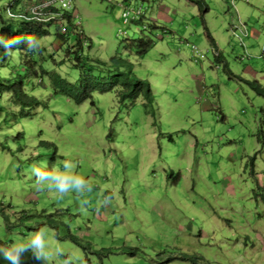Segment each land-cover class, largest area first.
<instances>
[{"label":"rangeland","instance_id":"rangeland-1","mask_svg":"<svg viewBox=\"0 0 264 264\" xmlns=\"http://www.w3.org/2000/svg\"><path fill=\"white\" fill-rule=\"evenodd\" d=\"M189 2L72 0L85 57L105 63L83 70L107 78L121 58L118 70L130 64L155 101L119 102L111 90L76 105L47 77L33 91L47 108L31 116L0 97V246L47 226L61 249L49 264H264V96L242 81L264 88V0ZM50 33L38 64L75 81L81 71L59 67ZM9 60L0 77L22 65ZM64 161L91 191L60 199L37 188L33 169L63 172ZM23 264L37 262L28 253Z\"/></svg>","mask_w":264,"mask_h":264},{"label":"trees","instance_id":"trees-1","mask_svg":"<svg viewBox=\"0 0 264 264\" xmlns=\"http://www.w3.org/2000/svg\"><path fill=\"white\" fill-rule=\"evenodd\" d=\"M29 2L30 0H27L24 4H20V0H12L7 4V7L3 9V12L0 13V39H2L4 42L12 43L13 38H19L20 43L12 45L13 47H16L17 50L11 53H15L16 57L18 58V63H22V65L17 67L14 71H8L7 76L0 77V97L6 93H9L10 102L21 107L20 113L23 114V116H31V112L36 108H47L46 99H43L42 95L33 94L35 88L41 87V85H36V83H40L42 80L44 81V77L50 79L53 90H58L60 96H64L70 100H73L76 105H80L84 101L88 100L93 104L90 106L94 107L95 104L92 100V94L95 91H100L102 93L111 90L116 92L119 102H122L126 99L137 100L139 97L145 100L147 104H152L155 101L150 91L149 83L146 80H140L130 75L132 73L130 64H125L124 71L118 70V61L122 60L121 58H111V62L114 64L115 70H117V72L114 73V69L108 70V72H112V74L107 78H96L95 76L90 75L87 71H84L83 68L87 63L89 65H92V63L105 65V63L98 61V59L88 60V58L85 57L83 50L88 44L87 42H89V40L86 41V39L83 38V31L73 25L72 13L69 11L57 12L56 10L50 9L51 12H55L57 15L59 14V17L57 16V20H51L46 23L24 19L22 16L27 15L25 9L26 4ZM192 2L196 5H205L203 0H192ZM9 12H11V15H9ZM9 19L21 20L22 23L19 26H13L9 24ZM50 32H52L53 36H55L54 40H61L62 44H65L64 48H62V44H56L57 50H62L64 53L62 59H60L59 67L61 64H65L67 62L71 64V68L74 67L75 69H79L81 71L79 72L75 81L64 79L56 70L51 69L46 71V68L42 66L43 62L45 61L43 58L41 59L42 64H38L39 56L44 54V50L41 47H39L40 49L38 52L33 53H27L23 50L26 47L36 46L41 38L50 35ZM71 32L77 36L74 45H72L69 40ZM207 36L211 42H213V39L209 33H207ZM29 40L32 41L31 45L28 43ZM54 40L51 45L54 44ZM138 45L144 52L148 47L151 46V42L148 41V43H144L142 45L138 43ZM3 47L4 45L0 43V66L5 65L8 67L11 53L9 55H4ZM219 58L220 56L217 54L216 60L219 61ZM90 61H92V63H90ZM20 68L22 72L21 74ZM225 68L226 72L231 74L227 65H225ZM242 81L252 88L258 95L264 96V88H262L258 82L249 80ZM29 84H31L33 89L32 93L29 88L26 87ZM117 86H119V89H117L118 91H116ZM53 96L54 98L60 97L59 95H56V93H54ZM153 114L154 109H152V116ZM109 136L110 131L107 134L108 138ZM41 144L52 146V156H54L56 153V146L53 143L42 141ZM69 238L74 242L77 240V238L72 235H70ZM86 244L88 246L89 243ZM194 259L201 258L195 257Z\"/></svg>","mask_w":264,"mask_h":264},{"label":"clouds","instance_id":"clouds-1","mask_svg":"<svg viewBox=\"0 0 264 264\" xmlns=\"http://www.w3.org/2000/svg\"><path fill=\"white\" fill-rule=\"evenodd\" d=\"M112 1L108 0V2ZM9 15H11V12H9ZM0 43L4 45L3 54L9 55L11 52L17 50L12 45L19 44L20 40L19 38H13L12 43H7L0 39ZM28 43L31 45L32 41L29 40ZM39 49V45L37 44L36 46L26 47L23 50L27 53H33L38 52ZM63 167V172L58 169L45 172L39 168H34L33 172L36 177L35 183L37 188L47 187L49 190H55V195L60 199L72 192H75L77 195H83L85 189L88 191L92 190L91 184L88 181L74 174L75 163L72 161H64ZM109 199V197H106L103 203L107 204ZM84 203H87V201ZM52 231L47 226H43L29 233V236L26 238L21 237L18 241H14L7 246H0V258L7 261L8 264H23L25 255L31 253L32 259L37 264H49V261L54 255L61 253L60 248L53 249L51 247L50 240H55L54 235L49 236V233Z\"/></svg>","mask_w":264,"mask_h":264},{"label":"built area","instance_id":"built-area-1","mask_svg":"<svg viewBox=\"0 0 264 264\" xmlns=\"http://www.w3.org/2000/svg\"><path fill=\"white\" fill-rule=\"evenodd\" d=\"M72 0H30L26 4V16H22L24 19L33 20L40 23H46L51 20H57L59 14L51 12L50 9L57 12L68 11L71 8ZM126 13H123L125 16Z\"/></svg>","mask_w":264,"mask_h":264},{"label":"crops","instance_id":"crops-1","mask_svg":"<svg viewBox=\"0 0 264 264\" xmlns=\"http://www.w3.org/2000/svg\"><path fill=\"white\" fill-rule=\"evenodd\" d=\"M185 1H187V2H189L188 0H185ZM204 1V0H203ZM190 3V2H189ZM225 4H226V2H224ZM191 5H193L192 3H190ZM194 6V5H193ZM252 31H253V29H252ZM253 33V32H252ZM246 35H251L250 34V32L249 31H246ZM214 45H215V43H214ZM248 68V67H247ZM249 69V68H248ZM250 70V69H249Z\"/></svg>","mask_w":264,"mask_h":264}]
</instances>
